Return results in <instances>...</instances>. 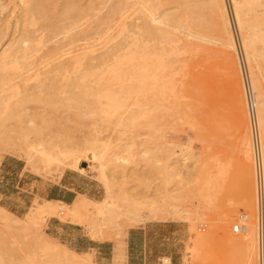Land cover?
<instances>
[{"label": "rangeland", "instance_id": "rangeland-1", "mask_svg": "<svg viewBox=\"0 0 264 264\" xmlns=\"http://www.w3.org/2000/svg\"><path fill=\"white\" fill-rule=\"evenodd\" d=\"M144 2L174 27L181 38L176 52L158 39L119 40L130 28L121 31L123 22L141 23ZM207 3L0 0V55L6 46L18 49L24 37L33 40L30 54L22 58L19 47V61L0 69V165L6 158L15 171L22 169L20 195L33 188L23 181L39 178L49 189L66 172V181L79 184L89 198L76 202L79 193L67 205L31 193L26 206L11 210L0 194L15 221L6 227L7 216L0 214V264H62L30 243L39 237L72 248L70 236L48 228L52 217L66 226L77 223L94 239L113 240L123 251L127 232L145 226L153 254L172 253L174 264H257V166L242 150L250 138L254 152L245 80L253 70L264 92V42L256 43L251 70L232 0L225 4L236 50L220 43ZM90 5L95 9L88 10ZM248 16L254 23L260 18L251 30L264 36L262 7ZM91 45L93 53L85 61L82 55V65L47 71L55 56ZM91 55L98 57L93 63ZM86 62L99 66L98 77L84 73ZM100 77L109 82L106 90L85 88ZM40 141L51 148L49 157L28 152ZM80 147L101 151L103 168L89 160L91 166L81 170L72 153ZM6 179L2 183L9 187ZM242 212L254 238L250 257L229 241L230 235H244L232 229ZM79 255L103 264L94 250Z\"/></svg>", "mask_w": 264, "mask_h": 264}, {"label": "bare ground", "instance_id": "bare-ground-1", "mask_svg": "<svg viewBox=\"0 0 264 264\" xmlns=\"http://www.w3.org/2000/svg\"><path fill=\"white\" fill-rule=\"evenodd\" d=\"M232 2H233V9H234L233 12L235 14L236 21L238 23L240 30L242 31V33H241L242 34V45L246 51L247 65L251 69V67H252L251 60H252V57H255V54L253 52H254V49L256 47V43H258V41L264 42V36L263 35L261 36V34H263V33H261L260 29L258 32L259 34L261 33L260 37H259V34L256 35V33H253L255 31L252 32V30H251L252 28L258 27L257 21L260 18H258V20L254 23L251 21V18H249L248 14H250L252 12L254 13L257 11L258 7H262V12L264 15V0H232ZM36 3H38V2H36ZM44 3L45 2H43V4ZM207 4H208L207 7L210 9V12L212 13V17L216 20L218 27L220 29V32H221L220 39H219L220 43H222V45H225L226 48L228 47L230 49L236 50V42H235L231 27H230L229 17L227 16V13H226L225 0H208ZM38 5H40V4H38ZM33 6H35V5H33ZM88 8H89L88 10L91 11V10L95 9V6L90 5ZM35 9H38V7ZM139 10L142 12L141 23H137V24L130 23L129 26L128 25L126 26L127 22H123V24L120 26L121 31L126 30L127 27H130V28H129V30H127V32L123 31V32H125L124 36L121 37L119 40L123 41V40L127 39L128 37L135 40V41H139V40L145 41V40H156V39H158V41L160 43L170 44L176 52V49L178 50V48H179L178 45H180L179 42L181 41V38L179 36L175 35L176 33H173L174 27H171L168 23H166L165 18H159L158 16H156L155 13L150 11L146 7L145 2L141 4V6L139 7ZM39 11H40V9H39ZM40 12H42V11H40ZM85 14L88 15V13H85ZM256 19H257V17H256ZM262 19H264V17H262ZM52 25H55V23ZM113 40H116V39L114 38ZM20 41H21V45L19 47H21L22 51L24 52V54L22 55V58H24L32 52V51L28 52V50H30V47L33 45L32 44L33 40L30 37H24ZM198 45H201V44H197L196 46H198ZM14 46L15 45H11L9 47L6 46L4 48L3 52L1 53L2 55H0V57H2V58H0L1 59L0 69L4 68L9 63L8 62L9 60L11 63H16L19 61L20 57L18 56L17 53L19 52V50L21 51V49H19V47L17 49L16 46H15V49H12V47H14ZM92 47H93L92 45L90 47H87V49H89V50L83 51L81 53H74V54H70V55H65V53H62L60 55L55 56L52 59H50V58L53 55H51V56L48 55V58L50 59V61L47 63V71L59 73L60 71L68 70L69 66L71 67L72 65H74L77 67V66L82 65L83 61H85V58H87L89 53H93V52H91L93 50ZM107 51H109V50H107ZM86 54H88V55H86ZM34 55H32V56H34ZM82 55L83 56L86 55V57H84L83 61L81 59V57L83 58ZM96 58H98L96 55H94V56L91 55L90 61L89 60L88 61L90 63L91 62L93 63L96 60ZM45 60H46V58H45ZM70 62H72V64ZM87 62L85 63V65L87 66V68H86L87 71L85 70L84 73L85 74H97L96 76L98 77L100 75L98 73V72H100V71H98L99 66H97V65L88 66L89 64ZM68 64H71V65H68ZM101 80H102L101 77L99 79L93 78L94 83L90 82L89 84L85 85V88L86 89H93V91H96V92H102V91L106 90V88H108L109 82L107 83V82H103ZM248 82L251 86H252V84L254 85L253 87L256 88V92H257L256 122H257L258 130H259V137H260V143H261L262 181H263V185H264V112H263V109H264V92H262L261 87L258 84V80L255 77L253 70L251 71V75H249ZM2 103L3 102L1 101L0 105ZM0 111H1V109H0ZM243 145L244 146H243L242 151H243L245 158L247 160H251V158L254 157V160H255V156L253 154L254 152L252 153L251 139L246 138L244 140ZM48 146H47V144L45 145V142L40 141L38 143H34V145L32 144L31 147L28 149V152L29 153L35 152L41 156L49 157L51 154V148ZM72 153L75 156V162L81 163V167H80L81 170H85L87 168L86 167L87 165L91 166L89 160H94L102 168L104 166V163L102 161L103 155H101V151L100 152L95 151V150L87 151V148L81 149V147H80L79 149H77L76 151H73ZM83 162H86V166L82 165ZM87 162H88V164H87ZM201 189L202 188H199V192H200V194L204 195L203 189H202V192H201ZM205 190L206 189H204V192H205ZM209 191H207L208 193L206 192V195H204V196L208 197V194H209V196H212V194H210V193H212V191L211 190H209ZM213 192H214V190H213ZM0 214L7 216V218L4 222V225L6 227H13L15 225V221L11 216L12 212L9 211L7 208H5L1 204H0ZM243 234L244 235L242 236V238H236V237L230 235L229 241L231 242V244H233L235 246H242L246 250V252L249 254L248 257H250L251 255L253 256V252H254V240L253 239L254 238L252 236L253 235L252 231L250 230V228L247 227V230L245 232H243ZM244 236H245V238H243ZM30 243L35 249L39 250L40 252H42L46 256L51 257L55 261L62 263V264H95V263H92L90 258L81 257L79 255V252H76L75 250L69 248L67 245L61 246L58 242H56V241L53 242L50 239H43V238L36 237ZM251 260L252 259L250 258L248 260V262H250ZM251 262L253 264L254 261H251Z\"/></svg>", "mask_w": 264, "mask_h": 264}, {"label": "crops", "instance_id": "crops-1", "mask_svg": "<svg viewBox=\"0 0 264 264\" xmlns=\"http://www.w3.org/2000/svg\"><path fill=\"white\" fill-rule=\"evenodd\" d=\"M22 169L20 171H15L14 164L3 159L0 165V194L5 197L6 202L4 206L15 210L17 207L26 206V199L31 200V193H37L40 196L48 198L49 201H58L64 204H71V202L77 197L76 202L85 197L89 199L86 195L81 193H86L80 189V185L74 186L73 182L66 181V172L62 175L59 182L51 184L49 189L46 188L45 182L39 180V178L28 179V181H23V186H29L33 184L32 190L27 188L28 194H21V191L17 190L21 178L17 180V177H21ZM14 173L17 176H13ZM11 176V177H10ZM4 178L6 187L2 183ZM10 185L12 189L10 190ZM24 189V188H23ZM25 190V189H24ZM52 217L49 220L48 228L52 229L56 234L66 233L69 237L70 245L76 252L88 253L94 250L97 259L101 260L103 264H174V254H153V249L151 247V239L147 238L145 232V226H141L139 229L131 228L125 237V250L118 247L116 250V244L113 240H97L89 237L85 234L82 228H79L77 223L69 222L70 225L66 226L65 223L57 220L54 223ZM66 228V229H65ZM86 237L87 241L83 238ZM71 248V249H72ZM123 253V254H122ZM123 255V256H121ZM121 257V258H116ZM163 258L166 262H163Z\"/></svg>", "mask_w": 264, "mask_h": 264}, {"label": "built area", "instance_id": "built-area-1", "mask_svg": "<svg viewBox=\"0 0 264 264\" xmlns=\"http://www.w3.org/2000/svg\"><path fill=\"white\" fill-rule=\"evenodd\" d=\"M245 91L248 109L252 122L254 155L257 166V222H256V259L257 264H264V185L262 181V155L259 130L256 122V100L248 80H245ZM248 227V214L242 212L232 229L235 233H243Z\"/></svg>", "mask_w": 264, "mask_h": 264}, {"label": "water", "instance_id": "water-1", "mask_svg": "<svg viewBox=\"0 0 264 264\" xmlns=\"http://www.w3.org/2000/svg\"><path fill=\"white\" fill-rule=\"evenodd\" d=\"M83 166H86V162H83V164H82Z\"/></svg>", "mask_w": 264, "mask_h": 264}]
</instances>
